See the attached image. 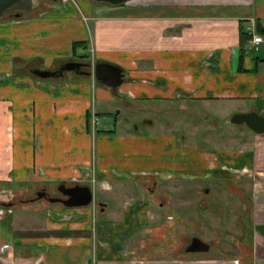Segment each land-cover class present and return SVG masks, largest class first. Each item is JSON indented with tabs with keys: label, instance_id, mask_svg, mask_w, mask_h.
I'll return each instance as SVG.
<instances>
[{
	"label": "crops",
	"instance_id": "crops-1",
	"mask_svg": "<svg viewBox=\"0 0 264 264\" xmlns=\"http://www.w3.org/2000/svg\"><path fill=\"white\" fill-rule=\"evenodd\" d=\"M67 5L63 11L54 8L53 13L9 19L0 26L4 32L0 31V198L9 200L5 198L9 191L11 199H20L35 197L39 190L50 195L60 185L86 186L92 203L67 208L33 198L27 204L37 209L34 212L43 211L44 223L39 222L37 231L34 218L26 219L24 214L20 218L26 206H1L0 264H146V260H130L133 253L125 249L130 232L146 230V201L130 198L133 201L123 202L120 212L101 203L98 212L102 215L96 221L93 207L96 188L116 198L126 195L122 182L132 180L133 188L141 180L146 182V137L141 142H134L137 137L128 138L124 150L134 147L133 161L128 164L96 163L93 120L108 112L100 111L104 103L118 105L109 91L116 92L120 86L125 110L140 107L136 102L185 99L205 111L221 109L231 116L254 111L264 117V53H259L263 43L248 51L247 42L240 57L238 36L241 25L254 31L258 22L264 28V0H130L117 6L76 0ZM72 61L114 65L121 69L123 82L112 90L97 83L93 75L66 72L57 79L32 75L33 70H54ZM120 114L117 109L115 118ZM174 146L179 149L176 143ZM250 148V152L245 149L248 161L230 156L226 166L231 172L243 167L262 185L264 133L251 138ZM194 160L199 167H194ZM170 163L162 172L171 171ZM219 169L218 163L206 165L190 156L185 162L180 159L171 174L180 178L199 170L215 176L225 171ZM92 170L97 181L94 174L92 180ZM254 194L257 202L251 213L256 234L249 239L248 253L246 250L234 261L193 258L175 264H264V204L257 206L258 199H264V190ZM41 201L49 205L43 202L40 206ZM90 206L91 210L86 209ZM139 209V220L130 218L133 214L129 212ZM108 215L121 219L116 222ZM17 222L26 229L17 230ZM94 226L97 231L114 226L118 232L113 237L119 233L123 238L112 246V235L92 232ZM55 233L62 236L53 238ZM90 248L93 254L89 252L87 257L83 251Z\"/></svg>",
	"mask_w": 264,
	"mask_h": 264
},
{
	"label": "rangeland",
	"instance_id": "rangeland-1",
	"mask_svg": "<svg viewBox=\"0 0 264 264\" xmlns=\"http://www.w3.org/2000/svg\"><path fill=\"white\" fill-rule=\"evenodd\" d=\"M75 2L76 0H57L56 2L23 0L2 15L0 26L9 19L39 15L43 12L53 13L56 11L54 8L63 11L65 6L69 7L67 4ZM78 6L81 8L80 4ZM75 15L79 16V13L75 11ZM88 26L90 27L87 23ZM85 30L87 29L85 28ZM0 31L4 33L3 30ZM262 43L259 46L260 54L264 53V39ZM247 48L249 51L251 46L248 44ZM1 75L0 73V77ZM120 88L121 86L116 92L109 91L111 98L114 96L117 98L118 105L113 106L111 103H104L100 111L102 113L108 112L105 115L97 116V121L93 120L92 131L95 133L93 147L96 163L101 162L106 165L113 164L115 161H122L128 164L133 161L134 153V147L124 150L127 147L125 145L129 142L128 138L137 137L139 139H135L134 142H141L142 138L146 137V182L143 183L145 180L136 181L139 183H136L135 189L132 186V180L122 182V186L126 189L122 191L126 195L117 194L116 198L113 194L111 196L109 193L101 194L96 188L93 194L95 221L99 215H102L98 212L102 208L99 203L108 204V209L112 207V210L117 209L120 212L122 209L120 205L123 202L125 205L133 201L130 198L134 197L137 201L140 198L145 200L148 206L146 208V230L140 229L130 232L131 234L125 240V249H129L133 253L130 255L134 258L127 257V259L146 260V264H175V261L177 263L188 262L193 258L208 260L216 257L234 261L246 250L248 253L250 249L249 239L256 234L252 225L254 220L251 210L256 205L257 199L253 193L260 188L264 190V184H257L255 181L257 177L243 171V167L237 172H231L227 164H230L228 162L230 156L238 160L244 161V158L246 161L249 160L250 155L245 154V149L250 152L251 138L255 135L243 124H230L229 116L231 115L225 111L221 109L219 111L215 109L214 111L211 109L205 111L200 105L197 107L185 99L182 102L178 100L136 102V106L139 105L140 107L134 110H125L124 99L120 92L122 88ZM133 103L131 102L132 105ZM117 109L121 111V114L115 118ZM144 122L146 124H143ZM123 137L126 139H122ZM175 143L179 148L177 150L174 148ZM171 148L173 151L169 152L168 149ZM198 152L201 154L198 155ZM190 156L198 157L202 164L218 163L219 170L227 172L222 171L216 173L215 176H208L201 174L199 170H194L195 175L193 176H190L192 175L190 173L180 178L174 177L171 171H174L175 165H179L180 159L185 162ZM214 159L215 161H213ZM170 162L173 164L171 171L162 172L169 168ZM192 163L195 168L200 166L196 160ZM232 167L234 166L232 165ZM92 172V180L94 181L95 178L97 181L94 170ZM134 178L137 177L134 176ZM108 183L105 184L104 182L106 187L109 184L111 186V183ZM205 189L207 190L206 193L204 192ZM49 193L53 197L61 196L56 190H51ZM144 195L146 196L144 197ZM5 198L9 200L6 199L7 201H5L4 199L3 201L1 200L3 198H0V207L26 206L20 218L23 219L24 215L27 217L26 219L34 218L35 223L37 222L34 230H39L37 228L39 222L44 223L43 211L34 212L37 209L27 204L34 201L36 196L11 199L9 191ZM112 200L113 202H111ZM7 202L11 203L5 206L4 203ZM43 202L49 205L46 201H41L40 206ZM258 202L257 206H260L264 204V199L260 197ZM158 204L161 205V208L157 207ZM86 209L91 210V206ZM140 211V209L137 212L130 211L129 214H133L130 218L139 220ZM107 217L117 222L120 216L108 215ZM15 225L17 230L26 229L25 225L22 226V222H17ZM94 227L92 232L100 233L106 237L112 235L113 232H118L114 226L108 229L111 231H105V229L97 231ZM51 236L59 238L62 235L55 233ZM115 236L116 238L111 236L114 238L111 242L112 246L119 244L123 238L119 233ZM190 236L197 237L208 244L210 251L197 255L183 253L182 249ZM109 241L106 240V243L109 244ZM103 244L106 248L109 246L105 242ZM89 252L93 254V248H90L88 252L83 251V254L90 257Z\"/></svg>",
	"mask_w": 264,
	"mask_h": 264
},
{
	"label": "water",
	"instance_id": "water-1",
	"mask_svg": "<svg viewBox=\"0 0 264 264\" xmlns=\"http://www.w3.org/2000/svg\"><path fill=\"white\" fill-rule=\"evenodd\" d=\"M23 0H0V19L5 11ZM56 2L57 0H49ZM96 3H105L112 6H117L126 3L130 0H93ZM89 68V71L82 70V68ZM64 72H74L81 76L93 75L95 81L104 86L116 90L123 82V74L120 68L104 63L96 62L92 64H84L82 62H68L63 64L59 70H33L32 75L41 79H57L60 78ZM229 123L232 125H245V127L253 134L260 135L264 133V117L257 115L254 111L233 114L229 118ZM58 192L66 199L48 198L50 203H59L67 208L85 207L92 203V193L89 187L73 186L66 188L64 185L58 187ZM206 193L207 190L205 189ZM46 197V193L42 190L36 194V199ZM10 205V204H8ZM6 206V205H5ZM209 249L208 244L202 242L197 237H190L189 247H186V253H203Z\"/></svg>",
	"mask_w": 264,
	"mask_h": 264
},
{
	"label": "trees",
	"instance_id": "trees-1",
	"mask_svg": "<svg viewBox=\"0 0 264 264\" xmlns=\"http://www.w3.org/2000/svg\"><path fill=\"white\" fill-rule=\"evenodd\" d=\"M241 24H242V22H241ZM254 33L261 36V37H264V28L258 22L254 23ZM238 36H239V55L241 57V55L243 53L242 49H243L244 45H246L247 42L250 40V35L245 30L243 25L239 26V28H238ZM87 116H88L87 124L89 125L90 115H87Z\"/></svg>",
	"mask_w": 264,
	"mask_h": 264
},
{
	"label": "flooded vegetation",
	"instance_id": "flooded-vegetation-1",
	"mask_svg": "<svg viewBox=\"0 0 264 264\" xmlns=\"http://www.w3.org/2000/svg\"><path fill=\"white\" fill-rule=\"evenodd\" d=\"M8 10H9V9H8ZM5 12H6V11H5ZM5 12H4V13H5ZM4 13H3V14H4ZM9 16H10V15H9ZM10 17H11V16H10ZM72 62H73V61H72ZM77 62H81V61H77ZM65 63H68V62H65ZM65 63H63V64H65ZM82 63L87 64L86 62H82ZM63 64H62V65H63ZM62 65H60L58 68H56V69H54V70H51V71L59 70V68H60ZM85 69H86V68H84V67L82 68V70H85ZM64 73H66V72H64ZM122 185H123V184H122ZM58 187H59V186H58ZM58 187H57V191H58ZM65 187H66V188H70V187H67V186H65ZM71 187H73V186H71ZM41 191H42V190H39L38 192H41ZM43 191L46 193V197H43V198H41V199H44V200H46V201H48V200H47L48 198H59V199H66V198H67V197H65V196H62L61 193H60L61 196L53 197V196H50V195L47 193V191H45V190H43ZM38 192H36V194H37ZM35 199H36V198H35ZM41 199H40V200H41ZM10 203H11V202H7V203H4V205H8V204H10ZM99 204H101V203H99ZM157 207H158V208H161V205L158 204ZM190 237H191V236H190ZM189 244H190V238L188 239L187 244H186V245L184 246V248L182 249L183 253H185L184 250H185L186 247H189Z\"/></svg>",
	"mask_w": 264,
	"mask_h": 264
},
{
	"label": "built area",
	"instance_id": "built-area-1",
	"mask_svg": "<svg viewBox=\"0 0 264 264\" xmlns=\"http://www.w3.org/2000/svg\"><path fill=\"white\" fill-rule=\"evenodd\" d=\"M245 30L249 33L250 35V40L248 41V44L250 46H257L258 44L262 43V38L261 36L257 35L254 33L252 27H246ZM236 264V262H234Z\"/></svg>",
	"mask_w": 264,
	"mask_h": 264
}]
</instances>
